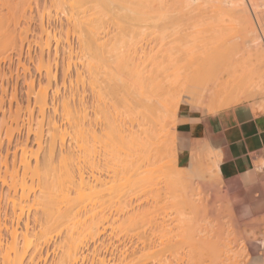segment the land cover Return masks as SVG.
<instances>
[{"label": "bare ground", "instance_id": "1", "mask_svg": "<svg viewBox=\"0 0 264 264\" xmlns=\"http://www.w3.org/2000/svg\"><path fill=\"white\" fill-rule=\"evenodd\" d=\"M50 2H56L59 4L60 3L67 4V7L65 6V8L67 9V14L69 13V16L66 15L65 17L68 16L66 18V20H67V23L70 27L75 26V23L77 24L76 27L78 26V28L76 31H74V33L77 32L76 37L78 38V40L86 41V42L94 44V45L96 44L99 47H100V44L101 45L104 44V42H105L104 37L108 33L102 32L101 27H99V25H98V24H102L99 22L103 18L99 20V15H97L98 17H96V15L95 16H92V15L100 13V12H104V11L112 12L113 14H115L116 17H118L116 27L121 31V34H118V36H115V37L114 36H112L111 38L109 37V39H110L109 41H111V46L109 48L108 47L107 48L110 51L106 48L108 50L107 52L109 54L106 53L105 49L100 48L101 49V50L99 49L101 51L100 55L104 54V52H102V49H103V51H105V57L107 54V57L109 55L110 59L114 58V60H116V59L118 60L119 58L120 59L122 58V55L124 54V50H125L123 48L127 46L126 51H128L127 52L128 55L133 58V61H131L132 59L130 60V57L128 58L129 60H127L128 63H126L125 61H122V59L121 60L119 59V62L118 61L115 62L113 59H111V61L113 60L115 62V64H114L115 66H119V65L123 66L124 65V67H125V69H124V67L120 66V70L122 68L124 70H126L124 73L126 75H123L122 72L121 73H122L123 77L127 76V78L124 77L125 81H127V82H125L124 80H121V79H123V77L121 76L119 79L120 83H121V81H123L122 83L125 82L128 84V81H129V84L131 83L130 86L131 85L135 86L136 84H139L140 82H141L140 85L143 84V86L139 85L140 86L139 91L134 90V87L131 88L132 86L129 87L133 91H136L135 97H137V99L134 100L135 97L132 95V97H131L132 100L130 99L131 103L135 102L134 104L140 105L141 109H139V111L137 110V112H136V110H135L136 108L133 109V107H132V109H131V106H130L129 107L130 110L128 113H131V116L133 115L131 117V119L127 118L125 115V117H126L125 119L129 120V121H127L128 123H125V126H124V124H122L123 127H121V128H120L121 125H119L118 123L116 125L114 123L113 126L115 127V125L116 126L119 125L118 126L119 128L117 127V133L113 132V134H116V136L115 135L112 136V133L110 135V137L111 136L116 137V138L115 137L110 138L112 140L116 139L115 141L114 140L112 141V144L115 142L113 144L114 147L112 145L114 151L112 148H110V149H112V152H113L112 154L114 157V158L112 157L113 158L112 161H114V166L112 168V171H113L112 175L113 176L111 175V177H113L112 179L114 181L113 186H115V188H113V191L115 190L114 191L115 195L113 194L114 195L113 200H112L113 208H111V209H113L112 210L113 212L111 210L109 212L110 213L112 212L111 215H113L112 216L113 219L112 218H110V219L112 220V223H114V225H116V226L113 225L114 227L113 228L111 227V228H112V230L115 229L117 231L114 233L115 239L112 243V245H113L112 246L113 248L111 250L112 255H113L112 264H264V158L260 159L259 161H257L258 159H255L253 161V168L251 170L243 173L242 175H240L239 179H237V178L232 179L227 184L222 183L223 184L222 185L221 183H219L220 182L219 180H222L221 174H220V169H219V163H220V158H221V150L219 149V147L215 146V147H212L211 149H208L205 151V150L201 149V147L205 146V148H206L208 145L207 146L201 145V147L199 145V148L201 150V153H200V150L197 147L198 146L197 143L199 141H194L193 146H192V151L188 152V154L183 155L182 161H181L183 164H186V165H187V163L190 164L188 167V170L186 169L187 171H185L183 169L182 170L181 169L175 170L173 168L174 166H172L173 164L172 165L171 164L166 165V164H168L167 161L170 159H168V157L166 158V156L163 157L164 160H166V159H168V160L165 162L166 163V164H164L165 169L163 168L162 171H165L164 173L166 174L168 171L170 172L172 170V169L169 170L168 167L166 169V166H170L173 168L172 173L170 172L171 175L168 172V175H170L169 177H168V175H162V177L167 176L166 179L163 177L164 182H165L164 187H166V191L168 193L165 196L170 197L168 195H170V194L173 195L172 197H170L169 201H171V198H173L172 203H173V206L175 205L173 207V206H171L172 204H169L171 202L168 203L170 205V208H174V209H172V211L175 210V213H176V215L173 214V215H175V218H174L173 225H171L172 223H170L171 226L169 224L168 225L162 224L159 226L158 224L161 222L157 219L158 220V221H156V222H158V224H157L156 222H153L154 219L152 218L153 223L150 224L149 222H151V221L150 220L147 221L149 226L146 228V226H144L145 223L142 224V221L137 220L140 216L137 215L136 212L139 210L138 212L140 213L141 203H143V200L141 199L140 196H137L138 193L135 194L132 191V190H134L132 188V187H134L132 185L133 182L134 181L137 182V180L141 179L142 172H143L142 164L138 163L139 154L141 152H145V153L148 152L149 153L151 151L152 153L150 152L148 155L150 156V155L155 153L154 155L151 156L153 158V156H157V153L153 152V151H158L161 148L159 146L160 145L159 142L162 143L161 145H163V148H164V146L166 147V145H168V143H169V146L166 147V149L168 150V148L172 146V143L174 141V139H173L174 138L173 137L174 131H175L174 125L170 126L169 127L170 129H168V130L166 129L167 130L166 131L164 129V127L162 128V124H161L165 119H171V121L174 122L176 111H177V109L169 110L170 107H168L169 106L168 105V98L171 95L166 96L165 95L166 93L172 94V92L175 93L178 91L177 93L180 94V97H182L180 92H182V95L184 94L186 99L185 100L182 99V100H183V102L187 101V103L191 105L190 117L193 121H197L198 117L200 116V113H202V112H204V114L205 113H208V114H216L217 113V114H219L220 110L227 108L230 105H234L240 101H244V100L259 99L258 101L262 102V104H260V105L264 106V50H262L264 48L260 44L261 39L264 42V36L262 35L259 38V35L256 31V28H255V26H254V24L250 18V15H249V12H252V14L253 13L254 14L259 13L260 12L259 6L263 7V3L262 2L258 3V2H256V0H200V1H198V0H50ZM25 3H26V1H25ZM25 3H23V4H25ZM27 3L25 4V8L27 6L30 7V5ZM262 7H260V8H262ZM81 8H84L83 10H85V12L92 11V14H90V12H89V14L87 13L88 16H86V14H85L84 16H86L87 18L79 21V19H76L77 16L75 17V15H77V13L74 10L79 9L78 11H81L82 10ZM26 9H29V8L27 7ZM26 9H25V12H26ZM23 10H24V7H23ZM82 12H84V11H82ZM103 16H101V17H103ZM253 17H255V16H253ZM14 18L15 17H13V20L11 23L13 24V26H16ZM40 18H42V16H40ZM259 18H260V16H259ZM215 19H216V21H215ZM98 20H99V22H98ZM213 20L215 21V23ZM225 20L226 21L228 20L229 25H232L234 31H232V32L225 31L226 30V26H224L225 22L223 23V25H221V23ZM8 25H9V23L7 24V29L9 28ZM40 27H41L40 28L41 32L43 34L42 39L45 41L46 44H48L49 43L48 40H50V38L52 37V33L49 32L47 30V27L44 26L43 24H41ZM150 28H152V30L154 28V30L153 31H147V29L150 30ZM74 29H75V27H73L71 30H74ZM99 29H100V31H99ZM149 32H151V33L149 34ZM50 33H51V35H50ZM74 33H71V34H74ZM220 35H221V37H219ZM14 37H15V35L10 37L11 40H8L10 42L6 41L8 43L7 44L8 46H10V44L11 45L15 44L16 40ZM210 37H212L213 39ZM215 38L216 39L218 38L220 41L218 39L216 40ZM209 39H211V40L209 41ZM212 40H216V41H214V43H213ZM99 41H103V42H99ZM217 41H218V43H216ZM126 42H127V44H126ZM128 42H129V44H128ZM209 44H211V45H209ZM4 45L6 46V43ZM99 47H97V48H99ZM2 48H4V47H2ZM127 49H129V50H127ZM97 53L98 52L96 51V56H97ZM42 54L43 53L41 51L40 52V56H41L40 63L44 64V66L46 67L44 70L46 72L47 77H49L51 75L50 74L51 73L50 64H49L50 62L48 61V59L47 60L44 59ZM113 56H115V57H113ZM89 58H92V57H89ZM109 58H106V60ZM69 59H72V56L70 54H69ZM96 59H98V58H96ZM86 61H87V59H86ZM134 61L135 62L137 61V62L135 63ZM120 62H121V64H120ZM124 62H125V64H124ZM130 63L134 64V65L130 66ZM126 66L128 69H126ZM112 67L110 66L109 74L111 72H113V74H114L118 71V70L117 71H115V70L118 69L119 67H116V69L114 68V71H111ZM131 67L133 68V70H131L133 73L132 72L127 73L130 71V69H132ZM107 69L108 68H106V70ZM112 70H113V68H112ZM124 70H123V72H124ZM96 73H97V71H96ZM104 73L106 75V72H104ZM102 74H103V72H102ZM134 75H135V77H138L139 79L135 78V81H132L134 79L131 80V78H133ZM116 76H118V74ZM129 76H131V77H129ZM112 77H113V75H112ZM128 77H129V79H128ZM141 77H142V81H141ZM119 80H117V82H119ZM112 81L114 82L115 79H113ZM144 81H146V82H144ZM30 82L31 81H29L28 85L30 86V90H32V88H33L32 83L33 82H31V83ZM114 83H116V81ZM120 83H118V84L116 83V85H117L116 88L118 87V85ZM125 83H124V85H125ZM146 83H148L150 88L147 87L148 85ZM144 85H145V87H144ZM176 85L179 88V90L176 87ZM105 86H107V85H105ZM125 86L127 87L129 85H125ZM142 87L144 88L143 94H145V95H142V90H143ZM172 87H176L177 90L175 88H173V90L175 89L176 91L174 90L175 92L174 91L169 92L170 89H172ZM129 88L127 87V89L129 91H131ZM135 88L138 89L139 88L138 85L135 86ZM121 89H122V87H121ZM110 90H112V89H110ZM105 91H108V90L106 89ZM101 93H102V91H101ZM120 93L121 92H119V95H120ZM160 93L161 94L164 93L162 95V97H161ZM177 93H176V95H178ZM98 94L96 92V95H98ZM116 94H114V95H116ZM133 94H134V92H133ZM138 94L141 95L140 97L144 96V97H142L143 100H141L142 98L138 97ZM125 95H127V94H125ZM176 95L173 94V96H175V97H176ZM124 96H123V98H124ZM46 97H47V88L46 87H39L38 91H37V97L36 98L38 99L37 102L39 101V104H40L39 108H40L41 115L42 114L44 115L45 109L47 107H49V106H47L49 104H47ZM120 98H122V96ZM125 98H124V100L126 102H124L123 99L121 101L122 103L124 102L123 105L125 103L129 102L126 100V99L129 100V97L126 99ZM102 99H103V97H102ZM170 99L173 101V103L175 102V99H176L175 103L177 104V97L175 99L173 97L172 98L170 97ZM178 99H179V97H178ZM140 100L143 101V103H141ZM182 100H181V102H182ZM110 101L112 102V99H110ZM111 102L108 105H110ZM114 102H116V101H114ZM118 102L119 101L117 100L116 104L119 107H117V106L116 107H117V109H120V105H118L120 102L119 103ZM131 103L129 102L130 105H131ZM105 104H106V102H105ZM257 104L259 105V102ZM111 105H113V102ZM251 105H253L252 111H258L254 107V106H257L256 101H255V103H252ZM260 105L257 107L260 108L261 107ZM66 107H67V105H66ZM112 107H113L112 110H114L115 106H112ZM129 108H127V110ZM78 109L79 108L77 107V109L73 110L74 113L71 112L72 116H71V114L67 113L68 110L66 109L67 111H66V113H64V115H66V114L69 115V116L66 115V117L68 116L67 119H69L70 116H71L70 117L71 119H73L75 117V121H77V120H79L78 119L79 115L74 116L73 114H78V113L80 114L82 108H81V110L79 109L80 112ZM123 109L124 108H122L121 111H124ZM132 110L133 111L135 110V112H133ZM70 111H71V109L69 108L68 112H70ZM82 111H84V108ZM261 111H262V107H261ZM64 112H65V110H64ZM263 112H264V110H263ZM81 113H83V112H81ZM118 113L119 112H116V114H118ZM114 114H115V112H114ZM119 114L121 116H124V114H121V113H119ZM110 115H113V114H110ZM81 116H83V115L82 114L80 115V121L82 120ZM119 116L117 115V118ZM102 117H104V116H102ZM95 119H96V117H95ZM121 119H122V117H121ZM108 120H106V121L109 122ZM111 120H112V117H111ZM41 121H42V119H41ZM52 121H49V123H51L50 124L51 128L54 129L52 131L55 132V130H58L59 132H61L59 135L63 134L64 129L60 127V124L56 125V123L52 122ZM71 121H74V120H71ZM68 122L69 121H66V123H68ZM73 123H72V125L73 126L75 125L74 126V128H75L77 126L76 125L77 122L75 124H73ZM15 124L16 125L18 124L17 121H15ZM26 124H27V128H30V124L28 122H26ZM64 124L62 123V127L64 126ZM39 125H40V127H39V129H37V131L39 130V132H40L41 124L39 123ZM70 125H71V123L69 125H66L65 127L70 126ZM80 125H82V124L80 123ZM159 125H161V126H159ZM157 126H159V130L163 129L162 130L163 132L159 131L157 129L158 128ZM167 126L168 125H166L165 128ZM77 127H79V126H77ZM110 127H111L110 131H111V129H113V127H112V125ZM160 127H161V129H160ZM60 128H61V131H60ZM62 129H63V131H62ZM69 129L71 130V128H69ZM67 130H68V128H67ZM156 130H158V131H156ZM155 131L157 133L160 132V134H157ZM98 132H100V131H98ZM104 132H106V130H104ZM164 132H166V133H164ZM40 133L36 132V134H35V136L37 135V139L35 141L36 142L35 143V149H36L35 151H33L32 148L31 149L28 148L26 141L22 144L19 143L20 145L18 144L19 145L18 148L20 151V156H19L20 158L18 160V164L13 165V171H14L15 175L18 174L19 170H21L22 173H27V171L30 172L31 173V176L29 175L30 179H32L34 177L36 178V179L35 178L34 179L37 181V184H36L35 180H33V181H35L34 182L35 186L36 187L38 186V190H35L36 187L35 188L31 187V186H33L32 180H31L32 182H30L31 184L29 183V187H27L28 189L26 188L25 184H22L23 187L20 184V186H19L20 191H19V189L13 190L14 191L13 195L15 196L17 202L12 200V219L10 222V226L6 227V230L9 231V233H10V242L6 246L2 245L1 238H0V264H23V257L29 251H30V255H33V256L36 255V257L37 256L40 257L42 254V249H41L42 244L45 245L51 239V236L47 237V235L45 233H42L40 236L41 239L43 238L42 241H38V240L33 241L28 237L29 234H28L27 226H25L26 232L23 235L22 241L21 242L18 241L19 220L22 218V216L24 214V206L26 207L27 205H29V202L31 201L30 200L31 197H32V200L35 202L36 201L35 199H38L37 197H40L39 194L42 195V193H44V192L45 193L43 195L49 194V196L48 195H46V196L51 197L52 199L50 198V201H49V199L47 197V200L49 202L47 201L48 203L46 204V206H44V207L42 206L44 208V211H45V213H44V211H42V214L43 215L46 214L45 221H48L50 219V221H52L53 224H54V222L55 223L57 222L56 224H54L55 226L57 225L56 226L57 230H58V228H60L61 225H63V227H66V229H62V230H65L64 231L65 233L64 232H61V233L68 235L69 231L71 232L75 229V228H73V230H72V227H75L74 225L77 223L76 215L74 216V218L71 217V219H70V216H69L70 214L67 216L69 218H67L66 213L69 211V209L71 211V209L73 208V207H71V204L73 203V201H71V200H73V199L76 200L77 199L76 197H78L80 200L83 197V196H81L82 193H80L83 191V190H81V187L88 180V179H85L86 177H84L83 174L80 172L81 168L79 169L80 166H78V164H77L78 162H80V161H78L80 158L78 159V157H76V155L78 156L80 154V152L77 153L78 151L76 150V152L74 154V152H73L74 150L72 151V150H70V148L67 149V147H64L66 138H64L63 135H65V133H67L66 129H65L64 134L62 136H58L59 138L57 139V140H59V143L57 141V144L59 145V148H58L59 151H57V152H59V154L61 155L60 156L61 158L59 159L60 161L57 159L59 161V163H58L59 165L57 164L58 166L56 165V168L53 166V165H55V164H53L54 162L52 161L53 160L52 159L53 158L52 153H53V149H54V146H53L54 142L52 143L53 137L51 136L50 138H52V139H50L49 146L46 147L47 150H46V148L44 150V151H46L44 154L45 155L44 162H43L42 166L39 167V165H37V164H39V163H37V161H39L37 158L38 157L37 154H38L40 148H42L41 147L42 144L44 145V143H43L44 141H42V139L39 137V136H41ZM76 133L77 132L74 131V132H72V135L76 134ZM163 133L165 135L164 139H162V137L164 136ZM103 135H104V133H103ZM159 135L160 136L163 135V136L158 138ZM101 136H102V134H101ZM168 137L170 139H172V140H169L170 142H168V140H167ZM99 138H101V137H99ZM160 138L162 139L163 142L160 141ZM94 139H96V138H94ZM77 140H75V141H77ZM79 140L81 141L82 138ZM97 141H98V139H97ZM104 141H103V143H104ZM203 142H205V140H203ZM106 143H108V142L106 141ZM106 143L103 145L104 147L106 146ZM96 144L93 143L94 148H95ZM99 144L102 146V142L101 143L98 142V144H97L98 147H99ZM201 144H202V142H201ZM246 144H248V143H246ZM235 147H236V144H235ZM102 148H101V150H102ZM106 148H108V145ZM17 149L15 150L13 157L16 156L17 153H19ZM172 149H173V147H172ZM172 149H169V150L172 151ZM90 150H91V148H90ZM239 150H241V149H239ZM170 151H167V152H170ZM174 151L175 150L173 149V152ZM231 151H232V149H231ZM165 152H166V150H165ZM202 152H204V153H202ZM99 153H100V151H99ZM110 153H111V151H110ZM63 154H66V155H63ZM94 154H97V153H94ZM159 154L161 155V152ZM148 155H147V153H146V155H144L146 157V160H144V161H147L148 164L151 163L150 164L151 168L154 167V169H155L158 167H163V164H161L160 161L156 160V163L159 162L158 164H155L154 161H152V160H155V158H153V159L150 158L151 160L148 158L150 161L149 162L147 160V157H149ZM164 155H166V153ZM72 156H74V159H71V158H73ZM104 156H106V155H104ZM111 156L112 155H110V157ZM144 156H143V158L145 159ZM168 156H169V154H168ZM85 157H84V159H85ZM100 157H101V154H100ZM68 158L71 160L69 161ZM75 158H76L77 162H75ZM101 158H104V157H101ZM158 158L161 159V161H162L161 156L158 155ZM204 158L209 159V162L208 161L206 162L205 160H204L205 162L203 161L205 164L207 163L206 165L204 164L205 167L202 166L203 162H202V165H200L201 160ZM255 158H257V157H255ZM109 159H111V158H109ZM67 161H69V162H67ZM73 162H75V163H73ZM103 162L106 163V161H103ZM148 164H147V166L145 165L146 168L148 167ZM152 164H153V166H152ZM154 164L157 166L155 167ZM99 165L101 166V164H99ZM105 165H107V164H105ZM159 165H161V166H159ZM106 169H107V167H106ZM108 169H110V168L108 167ZM154 169H151V170H154ZM147 170H148L149 174H152L151 177L154 176L156 173V172L150 173L151 170L148 168H147ZM102 171L103 170H101V172ZM154 171H156V169ZM93 172H94V170H93ZM201 172H204V176L205 175L207 177L209 176V180H206V181H209L212 183V185H210L209 187H206L209 192L205 191L206 195H204V196H201L200 192L196 191V188L190 189L188 186L189 180H191L194 176H200ZM205 173H209V174H205ZM210 173H212V174H210ZM50 177L52 179H50ZM211 177L217 178L219 182H217L213 179H212V181H213L212 182ZM45 178H46V182L50 183L49 185L47 184V187L50 186L51 182L53 181L52 183L54 184L55 188L52 186L53 184L51 185V187H53L54 189H52L50 187L45 188L46 184H44V187L42 186L43 183H45V181H44ZM47 179H49L50 181L49 180L47 181ZM112 179L111 180L109 179L108 181L112 182ZM196 179H198V178H196ZM196 179L194 177V180H196ZM186 180H188V181H186ZM254 180H256L257 183H259V184H255V185H252L250 187L247 186L245 188H240L241 183H244V185H245V184L250 183ZM38 181H40V183L43 181L41 183L42 185H40V183ZM88 181L86 183H88V185H89ZM94 181L100 182L99 177H93L92 182H94ZM72 183H73V185H72ZM74 183H75V185H74ZM103 184H105V183H103ZM107 184H108V182H107ZM160 184L161 183H159V185ZM70 185H72L73 187H76V188L78 186L79 189H76V191H74V189L71 190V188L69 187ZM139 185H141L140 188H143V186H142L143 184H139ZM189 185H192V184H189ZM84 186L82 187V189L84 188ZM113 186L110 183V187L112 188ZM144 187H147V186L144 184ZM236 187H238V188H236ZM30 188L34 189L35 191L30 193V191L32 190L31 189L29 191ZM88 188H90V187H88ZM107 188H108V186H107ZM148 188H150V187H148ZM45 189H47L46 190L47 193H46ZM49 189H50V191H49ZM135 189H137V187H135ZM155 189L158 192V194H157L158 198H160L161 195H163V194H161V192H160L161 195L159 197L158 189L160 190L161 187H159L158 189L157 188H155ZM110 190H112V189H110ZM204 190H205V188H204ZM254 190L258 192L256 197L253 196ZM72 191L75 192L74 194L77 195L76 197H74V196L71 197ZM90 191L93 192L94 190L90 189ZM113 191H109V192L111 193ZM156 191H154V192L157 193ZM76 192H78V193H76ZM92 192H91V194H92ZM139 192H142V191H139ZM155 193H154V195H155ZM86 194H87V192H86ZM94 195H92V196H94ZM111 195H112V193H111ZM145 195H146V193L144 194V196ZM148 195L149 194H147V197H150V195L149 196ZM157 195L155 196L156 198L151 197V199H158ZM254 195H256V194H254ZM87 196L89 197V195H87ZM96 197H97V195H96ZM85 198L87 200L86 196H85ZM99 198H100L99 200H101V195ZM83 199H81V202H79V201L74 202V203H76L74 207L75 208L77 207V208L72 209V212L76 211V213H80L79 211L81 209L83 211H86L83 208H81L84 206L83 204H82L83 206H81ZM160 199H158V200H160ZM140 200H142V202ZM158 200H156V202H154L156 204V206H157ZM164 200H165V198H164ZM90 201H92L91 198H90ZM94 201H96V200H94ZM25 202H28V204ZM102 202H103V200H102ZM150 202H151V200H150ZM36 203H34V204H36ZM100 203H101V201H100ZM100 203H98V205ZM101 204H104V202ZM108 204H110V203H108ZM149 205H150V203H149ZM15 206H18V211L15 210L17 208ZM87 206H89V205H87ZM104 206H105V204L102 207H104ZM160 206H158V208H160ZM164 206H165V204H164ZM92 207H94V206L92 205ZM27 208H28V206H27ZM89 208L92 209L91 207H89ZM99 208H101V207L98 206L97 211L100 210ZM152 208L155 209V206L151 207V209ZM158 208H156V209L159 211ZM162 208H163V205H162ZM104 209L105 208H103L101 210H104ZM106 209L109 210L110 208L109 209L106 208ZM101 210H100V212H101ZM142 210L144 213V208ZM88 211L89 210H87V213L88 214L90 213V214L89 215L85 214L86 216L89 217V216L94 215ZM145 211H147V210H145ZM152 211H153V209H152ZM152 211L150 212V215H151V213H154ZM154 211H156V210H154ZM158 211H157V213H158ZM100 212H99V216H100ZM148 212L149 211H147L146 213L148 214ZM163 212H165V211H161L160 213L162 214ZM97 213L98 212H96V214ZM72 214H74V213H72ZM164 214H162V216ZM85 215H83V216L85 217ZM103 215H105V214L103 213ZM137 216H139V217H137ZM142 216H143V214H142ZM145 216H147V215L145 214ZM152 216L154 217V215H152ZM155 216L156 217H154V218L156 219L157 215H155ZM136 217H137V219H136ZM168 217L166 216L167 219L161 218L162 222L167 223L168 221H171L173 219V217H172V219L170 218L168 220ZM52 218L54 220H51ZM55 218L57 219V221H55ZM66 218H67V221H66ZM105 218H106V216H105ZM134 218H135V220L139 221L142 224V226H141L140 224H137L139 222L136 221L137 222L136 224L140 225L142 228L140 226H137V225H136L137 229H136V227L132 228V230H134V231L137 230V232H138V233L136 232L137 234L134 232V234H136V237L133 238V236L129 234L132 230L130 231L129 229H131V228H128V227H129V225L132 226L131 223H132V221H134ZM146 218L147 217H145V220H147ZM69 219L71 222L69 221ZM74 219H76V220H74ZM96 219H98V218H96ZM107 219H108V216H107ZM140 219L143 220V218H141V217H140ZM149 219H151V218H149ZM163 219H164V221H163ZM91 220L92 221L95 220V219H93V216L91 217ZM166 220H168V221L166 222ZM96 221H98V220H96ZM66 222L68 225L66 224ZM80 222L82 223V221L78 220V223H80ZM85 222L83 225H85ZM99 223H101V222H99ZM148 224L146 223L145 225H148ZM78 226H80V225H78ZM78 226L76 225V228ZM143 226L146 229H144ZM109 227H110V225H109ZM116 227H117V229H116ZM132 227H134V225ZM138 227L142 230L140 231V229H138ZM61 228H62V226H61ZM78 229L80 230V228H78ZM78 229H76L77 231L76 230H74V231L79 233L80 231ZM115 230H113V231H115ZM125 230H126V232H125ZM59 231H61V229L58 230V233H59ZM73 233L74 232H72V234ZM78 233H76V234H78ZM132 233H133V231H132ZM68 236L70 237V235H68ZM70 238H72V237H70ZM71 243L74 244V241ZM73 247L74 246H72L71 251L68 252V255L66 254L68 259H69L67 264H75V262L78 259L79 254H80L78 247L76 245L74 248ZM104 260L99 259V263L101 262L102 264H106V261H104ZM65 262H66V259H65ZM45 263H46V261L42 264H45Z\"/></svg>", "mask_w": 264, "mask_h": 264}, {"label": "rangeland", "instance_id": "2", "mask_svg": "<svg viewBox=\"0 0 264 264\" xmlns=\"http://www.w3.org/2000/svg\"><path fill=\"white\" fill-rule=\"evenodd\" d=\"M25 1H26V3L28 2L27 4L30 5V7L26 5L30 10L29 9H26L27 7L25 8V4H26ZM198 1H200V0H198ZM262 1L263 0H260V1L259 0H256V2H258V3L262 2ZM23 3H25V4H23ZM262 3H263V7L262 6H259V11H260L259 13H255V14L253 13L254 14L253 15L252 12H249L250 18H251V20H252V22H253V24H254V26L256 28V31H257V33L259 35V38L262 35L264 36V2H262ZM65 6L67 7V4H63V3H60L59 4V3H56V2H50V0H28V1L27 0H0V238H1L2 245H5L6 246L10 242V233H9V231L6 230V227H9L10 226V222H11V219H12V200L15 201V202H17L15 196L13 195V193H14L13 190L14 189H16V190L19 189V191H20V187H19L20 184L21 185L22 184H25L26 185V188H27V187H29V183L36 179L34 176L33 177L35 179L34 178L30 179L31 173L28 172V171H27V173H22V171L19 170L18 174L15 175V173L13 171V165H17L18 164V160L20 158L19 157L20 156V151H19V148H18L19 145L22 144V143H24L26 141V144L28 145V148H30V149L32 148L33 151H35L36 150L35 149V143H36L35 141L37 139V135L35 136V134H36V132L37 133H40L41 132L40 133L41 136H39V137L42 139V141H44L43 142L44 145L42 144V146H41L42 148H40V150H39L40 153L38 152V154H37V156H38L37 158L39 160V161H37V163H39L37 165H39V167H41L42 164H43V162H44V158H45V155L44 154H45L46 151H44V150H45L46 147L49 146L50 139H52L50 137L52 136L53 137V140H54V141L52 140V143L54 142V145H53L54 146V149H53V153L54 154L52 153V156H53V158H52L53 160L52 161L54 163L53 162L52 163L55 164L53 166L56 168V165L59 163V161H60L59 159L61 158L60 157L61 155L59 154V152H57V151H59L58 150L59 145L57 144V141L59 143V140H57V139L59 138L58 136H62L64 134L65 129H66V132L67 133H65V135H63L64 138H66L65 139L64 147H67V149L70 148V150H72V151L74 150L73 151L74 154H75L76 150L78 151L77 153L80 152V154H81V155L79 154L80 156L79 155L78 156L76 155V157H78V159L79 158L81 159V160L80 159L79 160L77 159L78 161H80L77 164H78V166H80L79 169L81 168L80 169V172L83 174L84 177H86L85 179H88L89 180V181L87 180L89 182V185H88V183H86L87 182L86 181L85 184H84L85 186L83 185L84 188L82 189L83 186L81 187V190H83V191L80 192V193L83 194V195L81 194V196H83V197L82 198L80 197V198L81 199L84 198L83 199V202L81 203V206H83V205L84 206L81 207V208H83L86 211H83L80 208L81 209L79 211L80 213H76V211L75 212H72V209H76L77 208V207L76 208L74 207L75 204H76L74 202H77V201L81 202V199L79 200V198L76 197L77 195L74 194L75 192L72 191L71 197L74 196L77 199L76 200H74V199L71 200V201H73V203L71 204V207H73V208L71 209V211L69 209V211L66 213V217L70 214L69 215L70 216V219H71V217L74 218V216L76 215V217H77V223L74 225L75 227H72V230H73V228H75L74 230L80 228V230L78 229L80 232L78 233V232H75L74 230L71 231V232L69 231V234L68 235H70V237H72V238H70L68 235H65L64 234L65 233L64 232L65 230H62V229H66V227H63V225H61L62 228H61V226H60V228H58V230L61 229V231H59V233H58V230L56 228L57 225L56 226L54 225L57 222L56 223L54 222V224H53V222L50 221V219L48 221H45L46 214L45 215L42 214V211H44V208L43 207L46 206V204L50 201V198L51 197H48L49 194H46L48 196L43 195L45 192L42 193V195L39 194L40 197H37L38 199H35L36 200L35 202L32 200V197H31V199H30L31 201L29 200L30 201L29 202V205H27L28 208H27V206L26 207L24 206V214H23L22 218L19 220V225H18V227H19V229H18V234H19L18 241H20V242L22 241L23 235L26 232L25 231V226H27V230H28V234H29L28 237L31 240H33V241H37V240L38 241H42L43 238L42 239L40 238V236H41L42 233H45L47 235V237L51 236V239L48 241V243L45 244L46 246L44 244H42V248H41L42 249V254H41L40 257H38V256L36 257V255L35 256L30 255V251L27 252L25 254V256L23 257V264H42L45 261H46L45 264H67L68 263V260H69L68 257H67L68 252L71 251L72 246L75 247V245L78 247L79 252H80V254L78 256V259L75 262V264H102L101 262L99 263V259H103V260L105 259L104 261H106V264L107 263L108 264H112V258H113L112 251H111L112 248H113L112 247L113 246L112 243H113V241L115 239V234L114 233L117 232V231L115 229H113L115 231L112 230V228L114 226H116V225H114V223H112V220L110 219V218L113 219V217H112L113 215H111L112 212H113L112 211L113 209H111V208H113V204H112L113 202H112V200H113V197L115 195V192H114L115 190L113 191V188H115V186H113L114 185V183H113L114 181L112 179L113 177H111L112 172H113L112 171V168L114 166V161H112L113 158H114L113 157V154H112L113 153L112 152V149L114 147L113 144L115 142L112 144V141L114 139L112 140L110 138L113 135L116 136V134H113V132L114 133H117V127L119 125H121L120 126V128H121V127H123L122 124H124V126H125V123H128L127 121H129V120H126L125 119L126 117L129 118V119H131V117L133 116V115L131 116V113H128L129 110H130V108H129L130 106H131V109H132V107H133V109L136 108L135 109L136 112H137V110L139 111V109H141L140 108V105L134 104L135 102L131 103L130 99H131L132 95L134 97L136 96V94H135L136 91H133L131 88L134 87V90L139 91L140 90V86H143V84L140 85L141 82L139 84H136L135 86L138 85V87H139L137 89V88H135V86H132L131 85L132 86L131 87L130 86L131 83L129 84V81H128V84L125 83V82H127V81H125V78H127V76L126 77L124 76L125 78L123 77V75H126V74H124L125 71H126V70H124L125 69L124 65L123 66L122 65H119V66H115L114 65L115 62H117V61L119 62V59L120 58L118 60L116 58H115L116 60H114V58H111V59H113L115 61L114 62L112 60L114 62L113 63L111 61V59L109 58L110 56L108 55V57H107V54H109L107 52L109 50L108 48L111 46V41H109L110 40L109 37L111 38L112 36L115 37V36H118V34H121V31L116 27L117 18L118 17H116V15L113 14L112 12H107V11H104L105 13L104 12H100V13H97V14L92 15V16H95L96 15V17H98L97 15H99V20L103 18L101 20L102 22L101 21L99 22V20H98L99 23H102V24H98V25H99V27H101L102 32L108 33L106 35L107 37L106 36L104 37V41L105 42H104L103 45L100 44V47H99V46H97L95 44L97 47H99V48H97L94 44L88 43L86 41H80V40H78V38L76 37V33L77 32L74 33V31L77 30L78 26L76 27L77 24L75 23V26H73V27H75V29L74 30H71L73 27H70L68 25V23H67L66 18L69 16V13L67 14V9L65 8ZM23 7H24V10H23ZM260 7H262V8H260ZM25 9H26V12H25ZM81 9H80L81 11H78L79 9L74 10L77 13V15H75V17L77 16L76 19H79V21H81L83 19H86L87 18L86 16H88L87 13L89 14V12H90V14H92V11L85 12V10H83L84 8H81ZM82 11H84V12H82ZM85 14H86V16H84ZM66 15H68V16L65 17ZM40 16H42V18H40ZM101 16H103V17H101ZM253 16H255V17H253ZM259 16H260V18H259ZM13 17H15L14 18V21L16 23V26H13V24L11 23L12 20H13ZM215 21H216V19H215ZM215 21H214V23H215ZM8 23H9V25H8L9 28L7 29V24ZM223 23H224V26H226V30L225 31H227V32L234 31L232 25H229L228 20L227 21L226 20L223 21L221 23V25H223ZM41 24H43L44 26H46L47 27V30L52 33V37L50 38V40H48L49 41L48 44H46L45 41L42 39L43 34L41 32V29H40L41 28L40 27ZM148 29H147V31H153L154 30V28H153V30H152V28H150V30H148ZM99 31H100V29H99ZM51 33H50V35H51ZM71 33H74V34H71ZM150 33L151 32H149V34ZM14 35H15L14 38L16 40L15 44L14 45H11L10 44V46H8L7 45L8 43L6 41L11 40L10 37H12ZM219 37H221V35ZM210 38H212V37H210ZM210 40L211 39H209V41ZM216 40H212V42L214 43V41H216ZM8 42H10V41H8ZM99 42H103V41H99ZM5 43H6V46L4 45ZM216 43H218V41ZM126 44H127V42H126ZM128 44H129V42H128ZM260 44L264 48V42H263L262 39L260 41ZM209 45H211V44H209ZM2 47H4V48H2ZM126 47L123 48L125 50H124V54L122 55V58L121 59H122V61H125L126 63H128L127 60H129L128 58L130 56L127 53L128 51H126ZM100 48H103V49L106 50V53H107L106 54V57H105V51H103V49H102V52H104V54L100 55V53H101V51H100L101 49ZM97 49L98 50L100 49V50L98 51ZM127 50H129V49H127ZM262 50H264V49H262ZM41 51L43 53L42 55H43L44 59H46V60L48 59V61L50 62L49 64H50V71H51L50 74L51 75L49 77H47L46 72L44 70L46 67L44 66V64H41L40 63V58H41L40 52ZM96 51L98 52L97 53V56H96ZM68 53L72 56V59H69V54ZM89 57H92V58H89ZM113 57H115V56H113ZM96 58H98V59H96ZM106 58H109V59L106 60ZM86 59H87V61H86ZM130 60L133 61V58L130 57ZM125 62H124V64H125ZM120 64H121V62H120ZM131 65H134V64H131L130 63V66ZM110 66L111 67L113 66L112 67L113 70L111 68V71H114V68L116 69V67H119L118 69L115 70V71H117V70L118 71L116 73H114V74H113V72H111L112 74L111 73L109 74V72H110ZM120 66L121 67H124V69L122 68L120 70ZM127 66H126V69H128ZM106 68H108L109 70L108 69L106 70ZM123 70H124V72H123ZM131 70H133V68L130 69V71L128 70L129 72H127V73H131L132 72ZM96 71H97V73H96ZM101 71L103 72V74H102ZM104 72H106V75H105ZM121 72L123 73V75H122ZM117 74H118V76H116ZM112 75H113V77H112ZM121 76L123 77V79H121V80H124L125 81L124 82L125 85H129V86H127L128 88L131 87V88H129L131 91H129L127 89V87L124 85V83H122L123 81H121L122 84L120 83V80L119 79H120ZM129 77H131V76H129ZM129 77H128V79H129ZM135 78H138V77H135V75H134V77L131 78V80L134 79L132 81H135ZM113 79H115V81H116L117 84L120 83L117 88H116V86H117L116 83H114L115 81L114 82L112 81ZM117 80H119V82H117ZM29 81L33 82L32 83V87H33L32 90H30V86L28 85L29 84ZM141 81H142V77H141ZM144 82H146V81H144ZM146 84L148 85V83H146ZM105 85H107V86H105ZM145 85H144V87H145ZM120 86L122 87V89H121ZM39 87H46L47 88V97H46V99H47V104H49L47 106H49V107L46 108L47 110L45 109L44 115L42 114L43 116L40 113V108H39L40 104H39V101L37 102L38 99L36 98L37 97V91H38V88ZM147 87H149V85ZM176 87H177V85H176ZM176 87H172V89H170L169 92L174 91L176 89ZM173 88H175V89L173 90ZM104 89L105 90L107 89L108 91H105ZM110 89H112V90H110ZM142 89H143L142 90V95H145V94H143L144 88L142 87ZM178 90H179V88H178ZM101 91H102V93H101ZM96 92H97V94L99 92L100 93L98 95H96ZM119 92H121L120 95H119ZM133 92H134V94H133ZM177 92H175V93L172 92V94L171 93H168V94L166 93L165 94L166 96L167 95H171L170 97L171 98L173 97L174 99L177 97V104L175 103L176 102V99H175V102H174L176 105L173 103V101L170 99V97L168 98V105H169L168 107H170L169 110H171V109H173V110L174 109H177V111H176V115H175L174 122L171 121V119H165L161 123L162 124V128L164 127L165 130L166 129L167 130L170 129L169 127L172 126V125H174V127H175L174 130H176L177 114H178V112L181 109H186V111H189V112L191 110L190 109L191 108V105L188 104L187 101H184L183 102V100L186 99L185 96H184V94L182 95V92H180L181 93V96H182V97H180V94L177 93ZM176 93L178 95H176ZM114 94H116V95H114ZM125 94H127V95H125ZM163 94L164 93H162V94L160 93L161 97H162ZM173 94L176 95V97L173 96ZM121 96H122V98H120ZM123 96H124V98L125 97L126 98L129 97V100L126 99V98L125 99L127 101H129L131 103V105L129 104V102H127V103H125L123 105V103L126 102L124 100ZM140 96L141 95L138 94V97H140ZM102 97H103V99H102ZM142 97H144V96H142ZM142 97H140V98H142ZM178 97H179V99H178ZM109 98L112 99L113 105H111L112 102L110 101ZM122 99L124 100L123 103L121 102ZM135 99H137V97H135L134 100ZM180 99L181 100L183 99L182 100L183 103L181 102ZM113 100L116 101V102H114ZM117 100L120 102V103L118 102L119 103L118 105H120V109H117V107H119L116 104L117 103ZM141 100H143V98ZM258 100L259 99L240 101V102H238V103H236L234 105H230L227 108H224V109L220 110L219 114L224 113V111H227V110L231 109L232 107H235V106L240 105V104H247V105H250L251 107H253V105H251V104L252 103H255V101H256V105L259 106L260 104H262V102H260ZM257 101L259 102V105L257 104L258 103ZM105 102H106V104H105ZM110 102H111V104H110L111 106L108 105ZM141 103H143V101H141ZM66 105H67L68 108L66 107ZM112 106H115L114 107V110L115 111L112 110L113 109ZM257 106H254V107L258 111H261V107H262V111L261 112H263L264 106L263 105L262 106L260 105L261 106L260 108L257 107ZM77 107L80 110H81V108H82V110L84 108V111L81 110V112H83V113H81L80 110L78 109L79 112H80V114L79 113L78 114H73L74 116L75 115H77V116L79 115V117H78L79 120L75 121V117L73 119H71L70 117L72 116L71 112L74 113L73 110L74 109H77ZM69 108L71 109L70 112H68L69 111ZM122 108H124L123 109L124 111H121ZM127 108H129V109L127 110ZM64 110H65V112H64ZM135 110L134 111L132 110V111L135 112ZM66 111H67V113L71 114V116L69 117L70 120L67 119L68 116H69L68 114H66V115H68L67 117H66V115H64V113H66ZM114 112H115V114H116V112H119L121 114H124V116H121L119 113L115 115ZM81 114L84 117L81 116V119L82 120L80 121V115ZM110 114H113V115H110ZM219 114H217V113L216 114H208V113H205L204 114V112L200 113L201 117L202 118H206L207 120L208 119L211 120L216 115H219ZM117 115L118 116L120 115V116L117 118ZM125 115H126V117H125ZM102 116H104V117H102ZM95 117H96V119H95ZM111 117H112V120L114 122L111 120ZM121 117H122V119H121ZM41 119H42V121H41ZM65 120L66 121H69V122L66 123ZM71 120H74V121H71ZM106 120H108L109 122H107ZM15 121H17V123H18L17 125L15 124ZM49 121L55 122L56 125H59L60 124V127L64 129V131L62 129L63 134L59 135L61 132H59L58 130H55V132L52 131L54 129L51 128V125H50L51 123H49ZM26 122H28L30 124V128H27ZM38 122L41 124V130L42 131L40 130V132H39V130L37 131V129H39V127H40V125H39ZM79 122L82 125H80ZM62 123L63 124L65 123L63 127H62ZM70 123H71L70 126L65 127L66 125H69ZM72 123L73 124L76 123V125L79 126V127L76 126L78 129L76 127L74 128L75 125L73 126ZM114 123L116 125L118 123L119 125L118 126L115 125V127H116L115 128L113 126ZM111 125H112L113 129H111V131H110V128H111L110 126ZM164 125L165 126L168 125V126L165 128ZM159 126H161V125H159ZM159 126H157L158 127L157 129L158 130H159ZM61 128H60V131H61ZM67 128H68V130H67ZM69 128H71L72 131ZM103 129L106 130V132H104ZM160 129H161V127H160ZM73 130L75 132H77V133L72 135V132H74ZM158 130H156V131H158ZM162 130L163 129H161L159 131L163 132ZM98 131H100V132H98ZM103 133H104L105 136L103 135ZM111 133H112V136L110 137ZM164 133H166V132H164ZM164 133H163V135H164ZM101 134H102V136H101ZM157 134H160V132H158ZM162 136L159 135L158 138L159 137H162ZM99 137H101L102 139L99 138ZM114 137H112V138H114ZM164 137H165V135L162 137V139H164ZM173 137H174L173 138L174 141L172 143V146L169 147L168 150L166 149V147L169 146V143H168V145L165 144L166 147L164 146V148H165L164 149L163 148V145H161L162 143L159 142L160 145L159 144L158 145L161 148L159 147L160 149L158 151H153V152H156L157 153V156H153V158H155V160H152V161H154L155 164H158L159 162L156 163V160H157V161H160L161 164H163V167L155 168L156 171H154L155 170L154 167L153 168L150 167V164L151 163L148 164L147 161H144V160H146V157L144 155H146V153L148 155L151 151L149 153L148 152H146V153L145 152H141L139 154L138 163L142 164V170H143V172H142L141 179L137 180V182L136 181L133 182L132 185L134 187H132V188L134 190H132V191L135 194L138 193L137 196H140L141 199L143 200V203H141V208H140L141 211H140V213L138 212L139 210L136 212L137 215H139L141 218H143L144 221L142 219H140L139 216H137V217H139L138 219L136 217L137 220L142 221V224H144V223L145 224L146 223L148 224L147 221H149V220L151 221V222H149L150 224H152L153 222H156V221L159 220L161 223L158 224V222H156L159 226L162 225V224H164V225L165 224H167V225L169 224L170 225V223H172L171 225H173V222H174V218H175L176 213H175V210L172 211V209H174V208H170V205H169V204H172L171 206H173V203H172L173 198H171V201H169L170 200V197H172L173 195H171V194L168 195L170 197H166L165 196L168 193L166 191V187H164V183H165L164 182V179H163L164 176L162 177V175H168V172L169 171L165 174L164 173L165 171H162V169L164 168V164H166L165 162L168 159H170V160L167 161L168 164H166V165H169V164L172 165L173 164L172 166H174L173 168L175 170H178V169H181L182 170L183 169V170L187 171L188 170V167L190 165L189 163H187V165H186V164H183L181 162L182 161V157H183L182 156L183 155V152L179 149V146L177 144L176 131H174V136ZM81 138H82V140H81L82 142L79 140ZM94 138H96V139H94ZM97 139H98V141H97ZM162 139L160 138V141H162ZM75 140H77V141H75ZM93 140L97 144H98V142L99 143L102 142V146L99 144V147H98L97 144ZM167 140H168V142H170L169 140H172V139H170L168 137ZM103 141H104V143H103ZM106 141L108 143H106ZM93 143L96 144L95 148L93 146ZM105 143H106V146L104 147L103 145ZM107 145H108V148H106ZM112 145H113V147H112ZM89 147L91 148V150H90ZM100 147L101 148L103 147L104 149L102 148V150H101ZM172 147L175 150L174 152H173ZM110 148H112V149H110ZM16 149L18 150L19 153H17V155L13 157L14 152H15ZM169 149H172V151H170ZM46 150H47V148H46ZM98 150L100 151V153H99ZM165 150H166V152H165ZM110 151H111V153H110ZM113 151H114V149H113ZM167 151H170L171 153L170 152H167ZM158 152L159 153L161 152V155ZM164 152L166 153V155H164L165 154ZM94 153H97V154H94ZM100 154H101V157H104V158H101L100 157ZM154 154H152V155H154ZM168 154H169V156H168ZM63 155H66V154H63ZM104 155H106V156H104ZM110 155H112V156L110 157ZM152 155H150V156L148 155L149 156V157H147V160L148 161H149L150 158H152L151 157ZM158 155L161 156L162 161H161V159L158 158ZM143 156L145 157V159L143 158ZM165 156H166V158L168 157V159L164 160L163 157H165ZM263 156H255L257 158L254 157L253 161L255 159H258L257 161H259L260 159H263L264 158ZM72 157L73 158H71V159H74V156H72ZM84 157H85V159H84ZM109 158H111V159H109ZM71 159H69V161ZM204 160L206 162L207 161L209 162V159L208 158H204V159L201 160V162H200L201 164L200 165H202V162ZM69 161H67V162H69ZM103 161H106V163L103 162ZM75 162H77L76 161V158H75ZM75 162H73V163H75ZM204 162H203V165L202 166H204V164H205ZM98 163L101 164L102 167ZM104 163L107 164V165L109 164L110 166L109 165L107 166ZM220 163H221V158H220ZM220 163H219V168H220ZM147 164H148V167H147L148 169H150V170L151 169H154V170H151V171L149 170L150 173H155L156 172L155 175L153 174L154 176H152V177H151L152 174H149L147 168L145 167V165L147 166ZM152 166H153V164H152ZM156 166L157 165H155V167ZM159 166H161V165H159ZM106 167H107V169H106ZM108 167L110 169H108ZM167 167L169 168V170L170 169L173 170L172 167L166 166V169H167ZM93 170H94V172H93ZM101 170H103L102 171L103 173L101 172ZM172 170L170 171L171 173H172ZM170 172H169V174H170ZM205 174H209V173H205ZM210 174H212V173H210ZM170 175H168V177ZM93 177H99L100 182H95V181L92 182V178ZM194 177H195V179L196 178H198V179L194 180ZM194 177L191 179L192 181L189 180V184H192V185H189L188 184L189 188L190 189L196 188V191L197 192H200V195L201 196L206 195V192H209L206 187H209L210 185H212L211 182L206 181V180H209V176L208 177L206 175L204 176V172H201L200 176H194ZM239 177H240V175H237V176H234V177H224V176H221L222 180H219L220 182L218 181L217 178H212L211 177V181L213 179V180H215V181H217V182H219L221 184L222 183L227 184L232 179H236V178L239 179ZM108 178L110 180L112 179V182L111 181H108L109 180ZM164 178L166 179L167 176L164 177ZM50 179H52V178L50 177ZM48 180L49 179H47V181ZM35 181L32 182L33 186H31V187H34V188L36 187L35 184H34ZM44 181H45V183H43V185L41 184L43 181L41 183H40V181H38V182L43 187H44V184H46V186H45V188H46L47 187V184L49 185L50 183H47L46 182V178L44 179ZM186 181H188V180H186ZM52 182H51V185L53 184ZM107 182H108V184H107ZM109 182L113 186L112 188L110 187V183ZM103 183H105V184H103ZM159 183H161V184L159 185ZM36 184H37V181H36ZM139 184H143L142 185L143 188H140L141 185H139ZM144 184L147 187H144ZM255 184H259V183H257L256 180H254V181H252L250 183H247L245 185H244V183H241L240 184L241 185L240 188H245L247 186L250 187V186L255 185ZM51 185L48 186L47 188L50 187V188L54 189L55 188L54 187V184L52 185L54 188L51 187ZM72 185H73V183H72ZM72 185L69 186L71 188V190L74 189V191H76V189H79L78 186L76 188V187H73ZM74 185H75V183H74ZM107 186H108V188H107ZM22 187H23V185H22ZM88 187H90V188H88ZM135 187H137V189H135ZM148 187H150V188H148ZM154 187L157 188V189L159 187H161L160 190L158 189V191H159V197H160L161 194H163L160 197L161 199L158 198V195H157L158 192L156 191V189ZM109 188L112 189V190H110ZM204 188H205V190H204ZM236 188H238V187H236ZM31 189L32 188H30L29 191ZM90 189L91 190L93 189L94 191L92 192V191H90ZM32 190L30 191V193L34 192L35 190H38V186L35 188V190L34 189H32ZM46 190L47 189H45V191ZM49 191H50V189H49ZM85 191L87 192V194H86ZM109 191H113L111 193H112V195L113 194L114 195L112 196ZM139 191H142V192H139ZM154 191H156L157 193H155ZM91 192H92V194H91ZM160 192H161V194H160ZM46 193H47V191H46ZM76 193H78V192H76ZM145 193H146V195L144 196ZM154 193H155V195H154ZM147 194H149L150 197H147ZM254 194H256V195H254ZM257 194H258V192L254 190L253 191V196L256 197ZM84 195L87 197V200H86V198H85ZM87 195H89V197ZM92 195H94V196H92ZM96 195H97L98 198L96 197ZM100 195H101V200H99L100 199L99 198ZM156 195H157V198L160 199V200H158V199H151V197H155ZM47 197H48L49 201L47 200ZM90 198H91V200L94 203L92 201H90ZM164 198H165V200H164ZM94 200H96L97 202L94 201ZM102 200H103V202L105 204L104 207H102L104 204H101V203H103ZM142 200H140V201L142 202ZM150 200H151V202H150ZM156 200H158L157 201V206L154 203V202H156ZM100 201H101V203H100ZM33 202L34 203L37 202V203L34 204ZM169 202H171V203H169ZM25 203L28 204V202H25ZM98 203H100V204L98 205ZM108 203H110V204H108ZM149 203H150V205H149ZM161 204L163 205V208H162V205ZM164 204H165V206H164ZM87 205H89V206H87ZM92 205L94 207H92ZM98 206L101 207V208H99L100 210L103 209V208H105L104 210H101L102 213L100 212V210L97 211L98 210ZM154 206H155V209L152 208L153 209V211H152L151 207H154ZM158 206H160V208H158ZM15 207H17L15 210L18 211V206H15ZM89 207H91L92 209L94 208V209L92 210ZM106 208H108V209L110 208V209L107 210ZM143 208H144V213H143V210H142ZM156 208H158L159 211ZM87 210H89L88 212H91L92 214H94V215H92L93 216V219H95L94 221L91 220V217L92 216H89L88 217V216L85 215V214H87V215L90 214V213L89 214L87 213ZM110 210L112 211L111 213L109 212ZM145 210L149 211L148 214L146 213L147 211H145ZM150 210L152 212H154V213H151V215H150V212H151ZM154 210H156V211H154ZM160 210L161 211H165V212L167 211L166 212L167 214L165 212H163L162 214H164V213L165 214L162 216V214L160 213L161 212ZM95 211L98 212L97 213L98 215L96 214ZM157 211H158V213H157ZM99 212H100V216H99ZM44 213H45V211H44ZM72 213H74V214H72ZM103 213L105 215H103ZM142 214H143V216H142ZM145 214L147 216H145ZM173 214H175V215H173ZM83 215H85V217ZM152 215H154V217H156L155 215H157V218L155 219ZM105 216H106V218H105ZM107 216H108V219H107ZM166 216L167 217L169 216L168 217V220L170 218L172 219V217H173V219H172L173 221L171 220L172 221L171 222V221L166 220V222L168 221L169 223L168 222L167 223L162 222V219L161 218L167 219ZM145 217H147L146 218L147 220H145ZM53 218L51 220H54ZM67 218H69V217H67ZM67 218H66V221H67ZM96 218H98V219H96ZM149 218H151V219H149ZM70 219H69V221H70ZM164 219H163V221H164ZM74 220H76V219H74ZM78 220L82 221V223L81 222L78 223ZM96 220H98V221H96ZM137 220H135V218H134V221H132V223H131V225L132 226L134 225V227H132V226L129 225L128 228H131V229H129L130 231L132 230V228H135L136 227V229H137V226H140V225L142 226V224L139 221H137ZM152 220H153V222H152ZM55 221H57L56 218H55ZM136 221L139 222V223H137ZM84 222H85V225H83ZM99 222H101V223H99ZM136 223L137 224H140V225H137ZM66 224H67V222H66ZM145 224H144V226H146V228H147L149 226V224L148 225H145ZM76 225L77 226L80 225V226H78L76 228ZM109 225H110V227H109ZM144 226H143V228H144ZM146 228H144V229H146ZM116 229H117V227H116ZM138 229H140V228L138 227ZM141 230L142 229H140V231ZM132 231H133V233H132ZM132 231L130 233L129 232L128 233L130 235H132L133 238H134V237H136V234L138 232H137V230L136 231L132 230ZM61 232H64V233H61ZM72 232H74V233L72 234ZM125 232H126V230H125ZM134 232L135 233L137 232V233L134 234ZM76 233H78V234H76ZM73 241H74V244L71 243ZM65 259H66V262H65Z\"/></svg>", "mask_w": 264, "mask_h": 264}, {"label": "crops", "instance_id": "3", "mask_svg": "<svg viewBox=\"0 0 264 264\" xmlns=\"http://www.w3.org/2000/svg\"><path fill=\"white\" fill-rule=\"evenodd\" d=\"M250 107L247 104H240L211 120L200 115L197 121L191 119L189 111L181 109L177 114L175 130L179 149L183 155L188 154L192 151L194 141H199L197 143L199 150V145L200 147L208 145L207 149L205 146L201 147L205 151L215 146L219 147L221 150L219 169L221 176L224 177L242 175L251 170L254 156L264 155V112L252 111Z\"/></svg>", "mask_w": 264, "mask_h": 264}]
</instances>
